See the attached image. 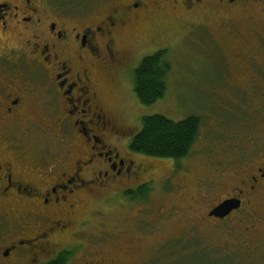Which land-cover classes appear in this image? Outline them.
Masks as SVG:
<instances>
[{
  "label": "flooded vegetation",
  "instance_id": "af4514ba",
  "mask_svg": "<svg viewBox=\"0 0 264 264\" xmlns=\"http://www.w3.org/2000/svg\"><path fill=\"white\" fill-rule=\"evenodd\" d=\"M198 10L221 22L218 34L231 45L229 57L209 26L191 24L216 59H229L224 74L235 62L234 74H244L250 113L237 123L246 131L207 176L196 173L199 199L154 206L153 187L147 199L126 195L154 178L122 186L148 169L122 155L96 74L126 64L124 31L141 24L147 35L152 25L161 30L166 14ZM97 190L123 196L119 207L137 206L136 222L115 234L85 208L79 216L85 193ZM227 200L238 207L212 215ZM94 214L106 215L98 207ZM181 217L195 221L158 248L228 239L238 226L247 250L264 244V0H0V264H149L154 248L137 260L126 233L164 232Z\"/></svg>",
  "mask_w": 264,
  "mask_h": 264
},
{
  "label": "rangeland",
  "instance_id": "374dc122",
  "mask_svg": "<svg viewBox=\"0 0 264 264\" xmlns=\"http://www.w3.org/2000/svg\"><path fill=\"white\" fill-rule=\"evenodd\" d=\"M161 20V30H154L152 25L147 35L141 24L124 31L121 51L126 64L115 72L101 69L96 74L100 79L101 97L109 115L119 127L116 133L120 134L118 146L122 155L138 160L148 169L141 176L125 181L122 186L130 185L134 188L149 181L151 177L154 178L151 182L153 191L149 196L150 204L154 206L176 201L192 203L200 198L196 173L201 171L207 176L211 171L207 166L214 165L216 156H229V148L233 142H237L236 136H244L246 127L237 121L238 118H247L249 115L250 112L243 105L246 97L248 100L252 98L250 94L245 95L240 90L244 89L241 81L244 74H234L236 62L233 65L236 68L231 67L228 71L230 73L224 74L223 65L229 59H216L209 47L212 43L207 41L206 34L191 25L204 23L209 26L216 33L221 47L228 51L226 56L232 57L231 45L226 42L225 37L218 34L221 22L202 12L198 15H184L181 11L166 14ZM161 49H166L171 64L167 91L163 98L146 106L140 103L135 93L134 72L145 57ZM227 63L230 69V61ZM154 114L176 121L191 115L201 118L199 138L186 158L176 161L131 150L132 140L142 128L143 117ZM165 189H170L171 192H166ZM86 193L79 216L86 215L85 208L94 222L98 220L102 223L101 230L116 234L130 222H136L137 206L119 207V200L123 196L117 192L97 190ZM97 207L106 215L98 218L94 214ZM193 219H174L165 227L164 232L126 233L124 244H137H134L137 260L149 257L145 253L147 248H154L149 264H264V244L252 251L247 250L244 243L246 237L239 234L240 226L228 239L220 234L215 241L204 242L203 245L197 240L189 239V242L177 240L175 243L170 242V246L158 248L167 238L180 239L183 225L193 223ZM139 236L141 240H137ZM226 246H230L229 249L223 248Z\"/></svg>",
  "mask_w": 264,
  "mask_h": 264
},
{
  "label": "trees",
  "instance_id": "16d2710c",
  "mask_svg": "<svg viewBox=\"0 0 264 264\" xmlns=\"http://www.w3.org/2000/svg\"><path fill=\"white\" fill-rule=\"evenodd\" d=\"M170 71L166 49L142 60L134 72V90L141 104L150 106L165 96ZM201 124V118L195 115L177 121L161 114L144 116L142 128L135 134L130 148L144 155L182 160L199 138ZM151 191L152 184L148 183L126 195L131 199H147Z\"/></svg>",
  "mask_w": 264,
  "mask_h": 264
},
{
  "label": "water",
  "instance_id": "95a60500",
  "mask_svg": "<svg viewBox=\"0 0 264 264\" xmlns=\"http://www.w3.org/2000/svg\"><path fill=\"white\" fill-rule=\"evenodd\" d=\"M237 207H238V204H236L235 201L227 200L221 203L219 206H217L213 210L212 215L224 217Z\"/></svg>",
  "mask_w": 264,
  "mask_h": 264
}]
</instances>
